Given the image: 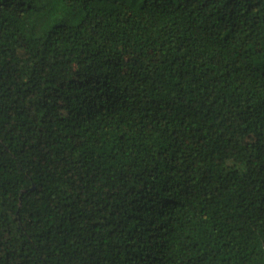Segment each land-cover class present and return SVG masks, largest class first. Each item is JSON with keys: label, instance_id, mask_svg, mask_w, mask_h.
Wrapping results in <instances>:
<instances>
[{"label": "trees", "instance_id": "1", "mask_svg": "<svg viewBox=\"0 0 264 264\" xmlns=\"http://www.w3.org/2000/svg\"><path fill=\"white\" fill-rule=\"evenodd\" d=\"M0 264H264V0H0Z\"/></svg>", "mask_w": 264, "mask_h": 264}]
</instances>
